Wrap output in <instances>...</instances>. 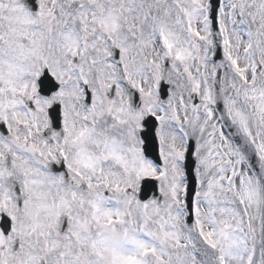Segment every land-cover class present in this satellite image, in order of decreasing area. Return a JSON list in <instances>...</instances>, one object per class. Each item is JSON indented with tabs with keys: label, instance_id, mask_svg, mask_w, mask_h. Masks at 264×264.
Returning <instances> with one entry per match:
<instances>
[{
	"label": "snow or ice",
	"instance_id": "6c2138e0",
	"mask_svg": "<svg viewBox=\"0 0 264 264\" xmlns=\"http://www.w3.org/2000/svg\"><path fill=\"white\" fill-rule=\"evenodd\" d=\"M0 264H264V0H0Z\"/></svg>",
	"mask_w": 264,
	"mask_h": 264
}]
</instances>
